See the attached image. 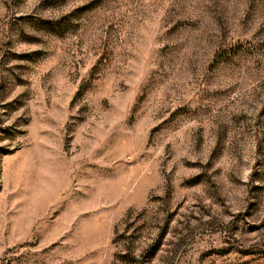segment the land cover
Returning a JSON list of instances; mask_svg holds the SVG:
<instances>
[{"label":"rangeland","instance_id":"obj_1","mask_svg":"<svg viewBox=\"0 0 264 264\" xmlns=\"http://www.w3.org/2000/svg\"><path fill=\"white\" fill-rule=\"evenodd\" d=\"M0 264H264V0H0Z\"/></svg>","mask_w":264,"mask_h":264}]
</instances>
